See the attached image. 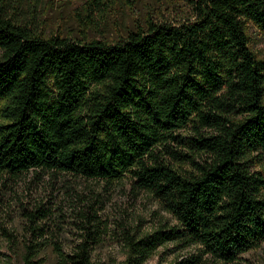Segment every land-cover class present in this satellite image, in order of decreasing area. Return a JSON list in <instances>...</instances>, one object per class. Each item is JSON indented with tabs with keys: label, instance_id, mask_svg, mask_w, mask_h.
<instances>
[{
	"label": "trees",
	"instance_id": "16d2710c",
	"mask_svg": "<svg viewBox=\"0 0 264 264\" xmlns=\"http://www.w3.org/2000/svg\"><path fill=\"white\" fill-rule=\"evenodd\" d=\"M10 1L0 0V176L128 178L175 225L127 234L119 264L168 245L190 252L170 264H240L264 244V61L245 28L264 35V0L191 1L193 20L147 22L114 45L42 38L6 14ZM28 230L18 264H44L46 247L61 264H96L91 232L65 251Z\"/></svg>",
	"mask_w": 264,
	"mask_h": 264
},
{
	"label": "rangeland",
	"instance_id": "374dc122",
	"mask_svg": "<svg viewBox=\"0 0 264 264\" xmlns=\"http://www.w3.org/2000/svg\"><path fill=\"white\" fill-rule=\"evenodd\" d=\"M191 1L195 0H109L96 5L87 0H11L5 12L42 38L114 45L126 40L129 31L144 29L147 22L180 25L193 20ZM245 28L249 50L264 61V35L251 23ZM178 134L192 136L190 130ZM174 148L189 154L183 147ZM166 158L173 166H178L171 158ZM161 223L175 225L159 202L144 192H137L128 178L107 184L40 171H29L17 178L0 176V255L12 264H18V252L30 228H42L46 236L52 237L65 251L91 232L95 242L94 262L119 264L125 259L127 234L151 233ZM3 231L15 237L18 243L15 247L8 245ZM167 247L158 248L157 254L145 264H170L177 255L185 258L190 254L174 249V245ZM42 260L44 264H61L49 247L43 250ZM240 264H264V244L243 255Z\"/></svg>",
	"mask_w": 264,
	"mask_h": 264
}]
</instances>
